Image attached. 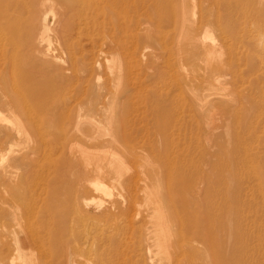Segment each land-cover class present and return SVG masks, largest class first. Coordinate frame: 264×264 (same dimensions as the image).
Listing matches in <instances>:
<instances>
[{"label":"rangeland","instance_id":"1","mask_svg":"<svg viewBox=\"0 0 264 264\" xmlns=\"http://www.w3.org/2000/svg\"><path fill=\"white\" fill-rule=\"evenodd\" d=\"M83 1L90 24L103 26L94 31L105 29L106 24L103 33L107 36L103 43L96 33L93 41L82 39L81 46L76 47L77 52L84 50L77 65L79 80L68 70V64L64 76L58 69H48L35 81L47 94L41 96L23 84L18 71L10 72L9 60L0 53V101H8L17 109L0 111V264H57L64 256L72 255V264H188L186 256L190 251L184 259L153 258V248L149 247L151 224L143 216L147 201L155 200L160 213L176 217L171 232L179 235V220L185 218L183 199L189 200L191 210L187 220L198 221L199 229L206 226L205 212H211L215 250L208 251L209 264H264V171L239 178L228 175L185 181L146 180V168H162L177 148L191 150L192 159L199 160L197 148H209L207 134L191 133L186 128L173 132L169 120L155 116L150 97L157 79L150 73L149 65L138 71L142 102L128 103L129 118L124 114L125 85L117 79L121 70L116 54L117 36L111 30L116 20L132 15L136 23L146 26L160 4L169 7L168 12L174 8L171 12L192 19L193 12H216V6L225 0ZM99 10L104 12L94 15ZM49 11L51 28L42 51L53 54L57 48V15L54 7ZM17 12L22 16L20 23L24 21L25 25L29 13L24 8ZM165 31L168 36L172 29ZM210 35L217 38L218 30ZM57 54L67 58L62 51L57 50ZM14 57L19 60L17 51ZM54 86L56 91L51 92ZM181 88L182 92L186 90L184 84ZM91 98L98 100V105L82 106L84 100ZM214 105L207 111H197L194 123L212 121L213 140L224 147L228 145L227 129L235 126L231 118L222 114L224 107ZM162 128L174 133L173 146L171 137L168 146L160 143L164 139ZM8 132L12 134L9 139ZM248 146L264 152V138L260 142L250 140ZM95 184L103 190L92 192L90 187ZM127 199L133 205L124 213L85 217V200L99 211L111 201ZM197 232L190 230L191 242L197 243Z\"/></svg>","mask_w":264,"mask_h":264},{"label":"bare ground","instance_id":"2","mask_svg":"<svg viewBox=\"0 0 264 264\" xmlns=\"http://www.w3.org/2000/svg\"><path fill=\"white\" fill-rule=\"evenodd\" d=\"M81 2L85 1L0 0V37L2 36L0 53L7 61L9 60L10 72L18 71L23 84L33 88L36 94L47 95L40 90L39 84L35 81L43 77L48 69H58L61 76H64L65 65L68 64L67 66L70 67L68 70L73 71L76 80H79L81 74L77 65L84 50L79 49V53L76 47L81 46L82 39L93 41L96 33L103 39L100 42H103L107 36L103 33L107 27L105 23H102L105 24V29L94 31V28L101 29L103 26L101 24L99 27L96 26L99 25L96 22V25L90 24L92 20L89 22V16L84 10L85 4L83 6ZM53 7L57 15L55 29L57 48L53 54H50L47 50L42 51V48L48 42L46 34L51 28L49 9ZM216 7V12L205 9L200 13L193 12L192 19H187L185 16H178L176 12H171L174 8L168 12L169 7L160 4L153 10L151 22L146 23V26L136 23L132 15L122 16L120 21L116 20L112 24L113 27L110 26L116 33L112 35L117 36L116 54L121 69L117 79L125 85L123 99L127 103L124 107L127 118L131 117L128 103L142 102L143 86L138 84L140 79L138 71L142 66L149 65L150 73L157 79V84L151 88L150 97V101H154L152 110L155 116L160 120H169L173 125V132L176 131L175 129L178 131L185 128L191 133L203 131L209 141V148L207 145L197 148L200 149L196 156L199 157L197 161L195 157L194 160L192 159L194 153L191 150L181 151L177 148V152L175 150L172 152L168 163L162 168H151L152 166L146 168L145 178L148 181L173 178L185 181L200 176L210 179L228 175L239 178L259 175L264 171V152L260 149L255 150V146H248L250 140L255 139L260 142V139L264 138V0H225ZM20 8H24L29 13L25 25H23L24 21L20 23L22 16L17 12ZM90 10L92 11V7ZM73 11L75 13L71 14ZM102 12L104 11L94 15L98 13L101 15ZM166 28L172 29L168 36ZM214 30H218L217 38L210 35ZM141 48H143L142 52H140ZM57 50L62 51L67 58H63L64 56L60 54L55 55ZM16 51L19 60L14 57ZM35 57L38 60H32ZM183 84L186 86L184 92L181 88ZM54 91L56 86L51 90ZM174 93L178 96H174ZM178 99L180 100L176 104ZM97 103L98 100L91 98L84 100L82 106L98 105ZM214 103L224 107L222 114L231 118L235 126L234 129H227L228 145L224 147L213 140L215 126L212 125V121L205 124L194 123L197 111H207L215 106ZM14 110L17 109L10 102L0 101V111ZM163 130L161 135L164 139L160 140V143L168 146L171 137L173 146L174 133L169 134L166 128L161 129ZM1 132L0 134L3 133ZM7 134L9 137L5 136L9 139L12 134L9 132ZM190 141L192 142L193 139L190 138ZM90 188L92 192L103 190L96 184ZM83 205H85V217H89L91 214L96 216L121 214L131 208L133 203L128 199L121 202L114 200L99 211L97 210L100 208L95 210L87 200ZM181 207L185 218L183 221L179 220L181 234L174 235L171 232V225L176 222V217H171L168 213H160L155 200L147 201L143 216L146 222L151 224L152 235L149 239V247L153 248L152 256L155 260L173 257L184 259L186 253L190 251L191 254L188 253L186 256L188 264H196L197 259L200 261L198 264H209L206 261L209 258L208 251L215 250L211 212L207 210L204 214L206 226L203 230L199 229L198 221L187 220V216L191 213L188 199H183ZM190 230L198 231L197 243L191 242ZM193 245L198 248L195 249ZM72 256H64L57 264L68 262L72 264Z\"/></svg>","mask_w":264,"mask_h":264}]
</instances>
